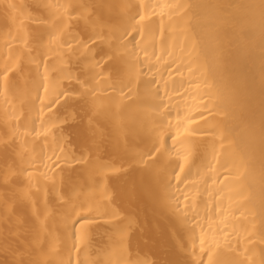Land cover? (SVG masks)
Here are the masks:
<instances>
[{
  "label": "bare ground",
  "instance_id": "6f19581e",
  "mask_svg": "<svg viewBox=\"0 0 264 264\" xmlns=\"http://www.w3.org/2000/svg\"><path fill=\"white\" fill-rule=\"evenodd\" d=\"M0 264H264V0H0Z\"/></svg>",
  "mask_w": 264,
  "mask_h": 264
}]
</instances>
